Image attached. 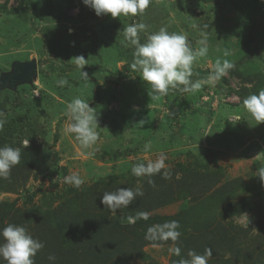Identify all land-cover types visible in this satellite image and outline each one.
Segmentation results:
<instances>
[{
  "label": "rangeland",
  "instance_id": "rangeland-1",
  "mask_svg": "<svg viewBox=\"0 0 264 264\" xmlns=\"http://www.w3.org/2000/svg\"><path fill=\"white\" fill-rule=\"evenodd\" d=\"M139 23L147 26L139 33L141 44L161 28L186 35L193 50L206 38L208 53L197 57L190 77L203 81L201 89L185 92L181 85L154 97L142 73L132 68L135 46L123 32ZM78 56L86 60L81 70ZM30 59L41 63L31 83L0 90V119L5 121L0 136L10 141L5 146L28 141L40 145V152L24 189L0 191V203L13 211L3 228L24 226L44 243L35 264L99 263L83 254L82 231L97 228L99 220L101 227L133 238L132 224L144 220L139 213L150 217L147 232L173 220L179 221L181 236H190L180 230L190 221L204 228L179 263L191 259L185 258L189 252L203 255L211 249L208 264H264V180L257 171L264 167V122L257 123L243 103L264 89V0H152L143 14L120 18L98 17L83 0H0V74L10 71L15 60ZM225 59L235 67L209 83L217 62ZM62 78L68 84L59 87ZM75 98L97 114L94 155L65 131L73 122L66 106ZM160 154L166 156L170 179L132 174L133 165L155 161ZM16 167L21 168L17 164L11 171ZM74 173L84 180L80 188L65 182ZM122 187L140 188L143 195L113 212L101 203L102 196ZM52 214L83 228L65 235ZM103 215L110 221L123 216L121 225L108 221L106 226ZM145 240L121 239L128 257L118 255L107 264L176 260L170 249L180 239L142 246ZM49 255L56 260L49 261ZM0 264L7 262L0 258Z\"/></svg>",
  "mask_w": 264,
  "mask_h": 264
},
{
  "label": "clouds",
  "instance_id": "clouds-1",
  "mask_svg": "<svg viewBox=\"0 0 264 264\" xmlns=\"http://www.w3.org/2000/svg\"><path fill=\"white\" fill-rule=\"evenodd\" d=\"M151 2L152 0H83V3L93 9L98 17L110 14L112 18L143 14ZM146 27L143 23L132 24L123 28V32L125 40L135 46L132 68L142 73V77H140L144 82L151 85L154 97L167 95L170 89H175L181 85L183 86L182 91L185 92L195 93L201 89L203 81L193 82L190 77L193 75L192 65L197 57H204L208 53L206 38L199 42L201 47L198 50H193L186 35L169 33L166 28H161L158 32L151 34L146 43L141 44L139 33L144 31ZM224 55L227 56L228 52L225 51ZM75 59L80 70L83 69L86 65L85 58L78 56ZM234 67L235 65L227 59L223 60L222 63L218 61L214 75L208 77V82L218 81ZM81 73L83 78H88L86 72L81 71ZM67 84V79L62 78L57 81L59 87ZM243 103L257 123L264 122V89L260 90L258 94L248 96ZM65 114L73 121L67 124L66 133L74 134L80 147L85 150L91 149L87 154L94 155L97 150L95 145L98 141L96 128L99 126L97 114L94 113L93 108L84 100L75 98L67 104ZM4 124L5 121L0 119V131H3ZM27 145L28 141H25V147ZM150 149L151 143L145 144V151ZM20 158L21 154L18 148L0 147V179H10L11 169L20 163ZM165 160L166 156L160 154L155 161L133 165L131 172L136 177H152L161 174L164 179H170L171 174L166 169ZM257 171L261 180H264V167ZM65 182L80 188L84 180L79 174L74 173L65 177ZM149 183L152 181L149 180ZM140 195H143L140 188L133 190L122 187L116 192L104 193L101 203L115 212L121 207H128ZM138 215L147 219L146 213H139ZM129 220L132 222V218ZM179 227V221L173 220L158 229L149 228L145 238L164 241L170 239L175 242L181 236L178 231ZM0 237L4 240L3 243H0V258L7 264H35L34 257L38 251L44 248V243L34 239L24 226L9 224L0 229ZM170 251L177 256L181 253L179 247L171 248ZM211 255V249H206L203 255L189 252L191 259L181 260L180 264H208ZM48 260L54 262L56 257L49 255Z\"/></svg>",
  "mask_w": 264,
  "mask_h": 264
},
{
  "label": "trees",
  "instance_id": "trees-1",
  "mask_svg": "<svg viewBox=\"0 0 264 264\" xmlns=\"http://www.w3.org/2000/svg\"><path fill=\"white\" fill-rule=\"evenodd\" d=\"M40 64L38 62V66L40 67ZM39 69V68H38ZM10 143V141L5 140L4 138H2V135L0 136V147H6L5 145ZM19 147H17L20 150V154H21V158H20V163L19 165L21 166V168L19 169L18 167H16L14 169V171H11V176L10 179H0V191H5V192H11V193H17L19 191H21L22 189H24V187L26 186V183L30 177L31 171L34 168L36 162H37V158L40 152V145H36L34 143H30L29 145H27L26 147L22 145V143H19L18 145ZM9 204L7 203H0V229L3 228V222L6 220L9 221L12 217H13V211L12 209H8ZM59 210L56 209L55 212H57ZM54 212V213H55ZM61 212V211H60ZM128 211H126L125 213L127 214ZM12 213V215H11ZM136 213V212H134ZM11 215V216H10ZM16 218H18V215H15ZM52 216L55 218V220L58 222V226L60 227L61 231L66 235H68V233L71 231L72 229H77L80 230L81 228H83V226H81L79 223L74 222V221H69V219L66 220H61V218H63L64 216H62L61 214H52ZM134 216V215H132ZM123 216H118L113 219L108 220L107 219V215H103V219L105 220V225L108 226L109 222H111V225L116 226L121 225L119 224L118 220L119 218H121ZM65 218V217H64ZM107 219V220H106ZM150 219V217H147V219L141 220L137 218V222L135 224H132L133 227H135L133 229V231L135 232V234L133 235V238L128 237L126 234L124 233H118V231L114 230L113 228L109 229L107 227H101V225L103 224L102 222H100L98 220L97 222V228L96 227H86L83 231V239L81 240V247L83 250V254L86 256V258L92 259V258H97V260H99V263L96 264H107L108 262H115V258L118 255H121V258L127 256L126 252H123V250L121 249V247H123V245H121L120 241L121 239H123V241H135L137 238H144L146 239V228H147V221ZM61 220V221H59ZM177 221V220H175ZM99 226V228H98ZM207 226V224H206ZM181 231L184 230L186 231L190 236L188 235H182L180 236V243H182L183 246H181L180 243H174L173 248L175 247H179L181 250V253L179 256L175 255L173 253L174 258L177 260H173V264H180L178 262L179 258H182L184 256V254H186L188 250V244L191 245V243H196L197 240L199 239V236H197L200 232H202L204 230V228L198 223V222H193L190 221V223H185L183 224L182 229H180ZM144 231L145 235H144ZM148 233V232H147ZM78 236V235H77ZM210 238L207 237V242H210ZM183 241H185V244L183 243ZM178 242V241H176ZM86 244V247H85ZM148 244H152L151 240L146 239L142 246ZM78 248H73V252H75ZM79 250V251H78ZM76 251L75 254H79L80 249H78ZM144 252V251H143ZM142 252V253H143ZM146 253L144 252V255ZM189 256V254H188ZM186 259H190L185 257ZM90 262V261H88ZM225 264H230L228 261L225 262Z\"/></svg>",
  "mask_w": 264,
  "mask_h": 264
},
{
  "label": "water",
  "instance_id": "water-1",
  "mask_svg": "<svg viewBox=\"0 0 264 264\" xmlns=\"http://www.w3.org/2000/svg\"><path fill=\"white\" fill-rule=\"evenodd\" d=\"M38 68L36 59L15 60L10 71L0 74V90L16 89L19 85L31 83L33 78L38 75Z\"/></svg>",
  "mask_w": 264,
  "mask_h": 264
}]
</instances>
